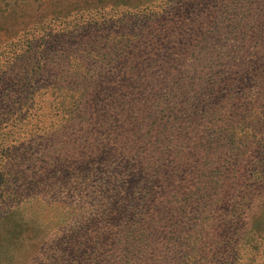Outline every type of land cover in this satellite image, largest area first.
I'll return each instance as SVG.
<instances>
[{"label": "trees", "instance_id": "obj_1", "mask_svg": "<svg viewBox=\"0 0 264 264\" xmlns=\"http://www.w3.org/2000/svg\"><path fill=\"white\" fill-rule=\"evenodd\" d=\"M115 1L104 5L99 0H13V3L4 0V7H15L11 16L14 23H8L11 27L0 26V102L11 100L14 89L25 88L24 101L32 99L53 105L64 116H170L173 111L190 114L193 106L184 109L179 99L189 90L194 93L198 85L188 84V76L179 77L177 69L194 68L195 63L190 62L188 53L197 49L189 31L201 24L200 28L211 35L210 40L215 39L214 36L218 38L219 50L217 56L208 53L202 61L197 57L198 64L206 61L211 65L219 57L233 61L226 67L234 69L235 78L242 74L249 82V87L238 94V99L246 103L242 113L252 116L255 108L258 109L255 106L264 103L261 76L245 74L247 70L243 66L249 50L245 45L253 43L249 39L255 30L248 21L236 24V29L222 37L219 30L223 24L209 20L212 15L209 9L204 8L203 14L192 20L180 19L182 7L195 10L196 0H164V10L159 12L147 7L131 8V1ZM206 49L200 48V52ZM259 49L257 52L254 48L246 59L263 58L264 47L259 45ZM204 68L210 69L209 66ZM73 85L77 89L72 88ZM216 111L210 116L219 115L220 110ZM132 121V131L112 133L102 147L104 159L111 168L106 172L105 184L111 185L115 192L100 204L109 206L108 214H101L94 223L95 228L81 224L57 231L47 246L37 250L30 264H201L203 255L206 264H218L227 258L228 252L233 257L227 263L237 264V247L231 242L241 233L246 237L252 227L249 211L254 196L248 190V183L257 175L255 181L260 190L263 188L264 152L247 165L240 162L252 146L260 143L253 136L247 140L244 134L227 126L212 137L209 134V143L195 136L200 143L194 148L195 160L191 165H166L159 169L149 161L151 156L147 153V147L158 144L154 130L143 125L145 130L142 131L139 122ZM44 138L42 143H35L41 147L51 142L50 136ZM83 141L74 139L67 143L66 164L75 160L74 155L91 156L92 151H88L91 140ZM8 145V137L0 133V155L5 160L10 153ZM158 151L151 153L158 156ZM9 161L12 163L9 167L0 166L5 176H0L1 188L12 190L14 187L13 194L20 195L19 181L30 179L27 184L31 188L41 184L39 173L46 169L41 170L40 164L26 175L22 173L23 166ZM53 167L51 177L59 173L55 170L57 167ZM185 168H189L187 177L193 192L190 199L182 203L179 215L173 202H168L167 215L177 221L181 214H189L199 206L229 207L226 228L232 237L220 250L208 243L203 246L202 238L189 234L179 237L180 233L161 225L165 220L161 203L155 201V190L149 191L148 187L156 188L161 174L178 175ZM24 176L27 179H23ZM4 196L0 197V205L8 208V212L21 201L15 196ZM123 218L127 222H123ZM215 237L220 238L217 234ZM249 243L253 246L252 240ZM260 248L255 246L254 249L258 252Z\"/></svg>", "mask_w": 264, "mask_h": 264}, {"label": "rangeland", "instance_id": "obj_2", "mask_svg": "<svg viewBox=\"0 0 264 264\" xmlns=\"http://www.w3.org/2000/svg\"><path fill=\"white\" fill-rule=\"evenodd\" d=\"M3 1L0 0V26L11 27L8 23H14L11 21V16L15 6L4 7ZM6 1L13 3V0ZM99 1L106 5L111 0ZM127 1H131L130 6L135 9L147 7L154 9L155 12L164 10V0ZM196 1L195 10H185V7H182L179 17L183 22L201 16L204 8L209 9L212 13L209 20L222 22L223 26H220L219 33L224 37L232 29H236V24L246 20L251 28H255L254 35L249 41L257 42L245 45L249 49L247 56L253 53L254 48L258 52L259 45L264 47V0ZM151 5L152 7H149ZM200 25L189 31V35L195 40L193 46L197 49L188 53L190 62L195 63L194 68L177 69L179 77L188 76L186 78L188 84L198 85L194 93L189 90L188 94L179 99L184 104L182 108L193 106L190 114L173 111L169 113L170 116H64L60 109L57 110L53 105L32 99L24 101L25 88L14 89L11 100L0 102V133L8 137L10 149V153L6 154V160L0 155L1 168L9 167L12 165L9 160H14L16 166H23L22 173L26 175L35 171L33 168L36 164H40L41 170L46 169L42 174L39 173L38 179L42 181L35 188L27 184L30 179L19 181L20 195L18 192L13 194L16 192L14 187H11L12 190L5 186L0 187V197L4 198L6 194L15 196L16 200L21 199L18 206L10 212L8 208H2L0 205V264H30L37 250L44 245L47 246L50 237L57 231L77 228L81 224L95 228L94 223L101 214H108L109 206L101 207L100 204H104L115 192L111 185L108 187L105 184L106 172L111 168L107 159H104L105 152L102 147L104 140L107 137L111 138L112 133L132 131L130 126L132 120L139 122L138 127L142 131L146 126L154 130L158 144L147 147L149 149L147 153L151 156L149 161L159 169L166 165L170 167L191 165L195 160L194 148L200 143L195 136L202 137L209 143V137H212L213 133L227 129V126L236 129L239 134H244L247 140L253 136L260 143L252 146L250 152L242 157L241 165H247L250 160L260 157L264 152V103L259 102L255 106L258 109L255 108L252 116L242 113L241 109L246 103L238 99V94L243 88L249 87V82L242 77V74L235 78L234 69L226 67L233 61L229 62L219 57L211 65H207L206 61H203L202 65L198 64L197 57L199 60H204L208 53H215L217 56L219 50L216 47L218 38L214 36L215 39L210 40L211 35L201 29ZM14 30L16 28L12 29ZM231 45L232 43H229V46ZM205 47L207 49L200 52V48ZM1 49L2 47L0 52ZM247 56L243 61V66H246L245 70H247L245 74L256 73L257 76H261L264 83V57L246 59ZM205 66H209L210 69L206 70ZM207 73L209 75L204 76ZM214 84L219 85L220 88ZM72 88L77 89V86L73 85ZM250 93L253 94L252 90ZM214 110H217V113L220 110L219 115L210 116ZM45 136H50L51 142L39 147L35 142L42 143ZM87 138L91 140L88 150L92 151L89 153L91 156L81 158L80 155H74L75 160L66 164L67 143L74 139L77 142L83 140L87 142ZM14 139L17 141L13 142ZM154 150H159L158 156L151 153ZM158 157H161V160H157ZM26 160L30 162L27 164ZM53 166L57 167L55 170L59 173L51 177ZM188 172L189 168H185L178 175L161 174L156 188L148 187L149 191L155 190V201L161 203L162 216L165 218L161 225L167 227V230L170 227V230L180 233L179 237H185L186 234L194 235L203 239V246L208 243L220 250L232 237V233L226 228L229 207L214 206L206 209L205 206H199L189 214H181L177 221L170 220L167 215L168 202H173V206L177 209L176 214L179 215L178 210L182 203L191 197L193 190L191 181H188ZM0 176L5 178L3 171H0ZM43 176L45 179L42 178ZM255 177L257 178V175ZM255 177L248 183V190L254 196L252 209L249 211L252 227L246 237H242L241 233V236H235L231 242L237 247L235 248L239 257L237 264H264V186L260 190ZM23 179L27 177L24 176ZM123 222L127 220L123 218ZM216 234L220 236L219 239L215 237ZM249 240H252L253 246L250 245ZM255 246H261V250L257 252ZM226 255L227 258L218 264H230L227 262L232 260L233 255L229 252ZM200 262L206 264L204 255L200 258Z\"/></svg>", "mask_w": 264, "mask_h": 264}]
</instances>
